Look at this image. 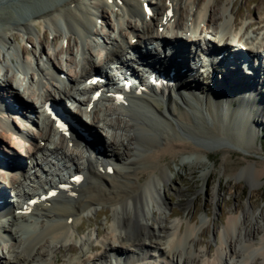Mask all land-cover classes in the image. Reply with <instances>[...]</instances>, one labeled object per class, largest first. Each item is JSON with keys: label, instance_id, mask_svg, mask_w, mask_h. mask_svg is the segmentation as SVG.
I'll list each match as a JSON object with an SVG mask.
<instances>
[{"label": "bare ground", "instance_id": "1", "mask_svg": "<svg viewBox=\"0 0 264 264\" xmlns=\"http://www.w3.org/2000/svg\"><path fill=\"white\" fill-rule=\"evenodd\" d=\"M109 1L18 0L15 5L0 7V44L3 49L12 44L9 37L12 30L19 29L20 32L24 31L23 34H28L32 24L41 26L43 22L55 33L52 38L54 47L52 54L46 55L45 58L49 69L44 73L40 70L41 80H33L35 83L26 89L25 102L20 93L16 92L18 90L11 91L14 93V99L17 98V103L22 102V104L29 105L25 109L31 110L30 112L35 110L38 115L35 118L41 119L42 122L40 129L38 132L36 129L33 133L29 131L28 141L24 142L12 134L18 129L16 123L11 126L0 120V139H2V145L5 148H3V152L12 153L13 167L20 165V162H15L16 159H25L23 160L25 169L19 167L21 170L19 178L9 175L13 167L8 168L7 174L3 176V181L8 186L7 190L10 191L7 198L10 201L15 197H27V192L38 189L30 188V185L27 184L28 187L25 190L22 183L27 180L35 182L34 185H36L37 180L42 182V176H46V182H42V185H47L56 177L64 179L62 174L64 165L58 163L69 162L71 166L65 167L67 171L81 172L84 175L81 183L60 192L49 203L35 205L31 213H27L21 206H15L14 213L8 212L7 217L10 216V218L0 220V232H3L4 235L2 243H0V264H59L60 262L62 264L65 262V264H108L107 258H111V255L117 256L116 258L119 259H115V264H120L123 256L130 259L140 257L150 260L143 259L140 262L142 264L144 261L147 264H264V236H260L258 240L254 238L260 225L257 220L262 218V214L257 220L255 219L252 228H248L246 224V212L243 209H241L240 215L234 213L229 216L221 228L220 235L216 238V241H219V245H217L219 247L213 252V249L207 246L208 251L212 253L210 252V256L204 257L201 254V249L197 250L198 241L192 237L197 229L196 225L191 223L194 218H191V221L185 226L178 221L177 224L166 225L164 217L160 215L156 217L154 212L156 208H171L164 194L165 186L171 180L169 169L163 164L164 160L167 157L174 158L184 154L194 155L199 160L204 153L202 148L183 137L182 131L204 138H229L236 145L252 137L253 131L249 121L258 123L260 118L256 111H264V74L259 73L261 70L264 71V32L261 34L262 41L254 44L241 35L243 34L241 32L247 29L246 26L241 31L230 32V20L226 16L217 20L221 21L219 28L210 27L215 16V7L208 4L202 8L199 5V9L196 6L193 10L194 14L190 19H186L188 23H185L183 17L184 12L187 11L185 4H191V0H166V5L155 7L156 13L149 20L143 18L144 13L139 0H122L123 5H118L116 0L111 3ZM92 5L97 7L96 14L91 11ZM167 8L172 9V15L167 21H163ZM108 11L114 15V24L106 21ZM252 11L253 9L250 12ZM188 15L191 16L189 12ZM97 18L107 25L108 33L103 37L110 43L112 51L130 48L132 46L131 37L138 38L137 43H142L145 36L152 40L167 38L171 42L179 41L192 46L199 43L205 46L209 45V50L214 54L216 47L220 48V51L225 50L229 55L247 49V52H252L260 59L258 66L254 65L253 67L256 75H247L244 69L235 64L237 59L232 58L231 65H229L230 59H227L222 65L213 63L211 68L209 66V69L204 72L207 77L204 76L203 82L194 76L190 77L191 80L188 79L187 82L180 84L179 77L175 75L169 77L167 70L166 79H173L174 84H170L169 89L175 97L170 94L165 96V92H161L160 95L155 94L154 91H151L152 93H136L135 87L130 88L125 93V101H116L114 105L119 109L120 115L133 120L132 130L137 133V137L135 135L136 145H133L131 154L123 158L115 151L108 153L106 150H99L97 154L90 156L89 153L88 157L84 156V163L82 166H78L74 161L75 156L80 155L81 158L83 156L81 150H78L82 138L77 139L78 136L74 134L75 136L71 139L73 145H69L68 140L56 132L48 116L43 113L42 106L47 99L55 98L56 92L58 94L63 90L66 93V83L81 84L87 80L95 65H99L98 61L92 60L90 51H86V60L83 65L71 51L73 47L72 35L76 34L81 41H84L82 49L86 53V41L89 39V35L100 32L96 28ZM257 22L253 19L251 24L248 23V26L257 30L255 28ZM201 23H205V29L200 28ZM235 25L240 26V19L236 21L235 18ZM159 27H163V31L160 32ZM124 28L127 33L123 31ZM205 30L211 35H204ZM113 33L114 35H112ZM245 33L247 35V32ZM10 34L15 33L13 31ZM63 37L67 40L69 48V50L67 49L68 75H66V81H59L58 76L63 70L51 56L55 57L59 63L58 57L62 53L59 40H62ZM22 40L30 43L31 37L26 36ZM242 44L244 46L240 48ZM36 46V49L39 50L38 56L42 57L44 47L42 44ZM91 47L97 49L98 45L94 44ZM6 50L4 49V51ZM37 50L33 53L35 58ZM14 51L15 48L12 47V52L6 54L9 58H5L2 64L6 74L10 72L5 75L4 84L16 80L11 74L10 59H16L22 66H26L27 58L20 56L18 51L15 53ZM171 52L161 56L159 54V59L162 56L171 59L170 65L177 73L184 66L188 67L189 52H184L183 46H178ZM174 54H177L179 59L173 57ZM192 69L189 67V71ZM209 71L214 74L208 75ZM200 75L202 76V73ZM135 79H137L136 75L132 77V80ZM196 79L207 86L198 88L195 84ZM177 86H179L177 90H182L183 93H187V96L176 92L174 87ZM201 100L205 104L204 108H202ZM230 101L232 105H230ZM99 103L100 101L88 110V103L82 102L79 98L73 99V115L83 123L86 131L96 134L94 135L97 141H94L95 146H102L101 141L110 142L109 136H102V132L99 131L103 127L110 126L108 122H102L104 117H100L97 113L99 110L97 104ZM22 104L20 106H23ZM20 106L17 109H23ZM135 107L143 113L135 111ZM24 113L25 111L22 110L23 116H25ZM137 115L141 120L137 119ZM30 121L32 123L34 121L33 124L36 126L34 119ZM101 123L105 125L100 126ZM55 138H58L59 143H55V146L52 144L51 147ZM26 144L27 148L24 147ZM69 151L71 153H68ZM51 155L56 156L57 162L53 169L51 160H43V157ZM26 159L34 162L27 167L28 160ZM226 162L230 173H236L238 170L245 172L248 169L251 180L257 183H260L264 177V162L262 161L255 164L247 161L244 167H241L240 160H226ZM46 164L51 165V168H47ZM108 166L111 171L108 170ZM33 168L38 170L32 173ZM60 182L68 183L66 180H60ZM180 192L182 191L179 190ZM194 200L188 199L186 206ZM99 205L110 208L112 212L111 217H106L108 221L106 235H103L100 240L97 235L95 239L88 236L87 239H81L79 246H76L75 243L70 244L69 241L73 240L72 242H74L79 235L78 230L84 229L82 224L79 228L77 226L79 218L84 212ZM35 212L42 216V220L39 224L36 222L37 220L29 224V217ZM151 220L155 224H152ZM98 242H100L101 248L97 247ZM2 244H5L7 250L5 254L2 251ZM66 244L71 245L68 249L72 257L60 260L55 254ZM86 252H90L87 253L89 255ZM154 256L160 257L161 260L155 259Z\"/></svg>", "mask_w": 264, "mask_h": 264}, {"label": "rangeland", "instance_id": "2", "mask_svg": "<svg viewBox=\"0 0 264 264\" xmlns=\"http://www.w3.org/2000/svg\"><path fill=\"white\" fill-rule=\"evenodd\" d=\"M17 1L18 0H0V7L4 5H15ZM206 4L212 5L211 7H215V16L210 23V27L219 28L221 25V21L217 20L220 19V17L222 18L223 16H226L228 20H230L229 30L232 33H234L235 31H241V29H243L245 26L249 28L248 23L250 22L251 24V21L253 19L258 21L255 25V28L257 30H253L254 37H257L258 34L260 35L264 32V0H191V4H185V9L187 11L183 14L184 22L187 23L186 19H190V17H192V14H194L193 10H195L196 6L199 9V5L201 6L200 8H202ZM252 9L253 11L250 12ZM188 12L189 14H191V16L188 15ZM235 18L236 21L240 19V26H234ZM108 22L111 23L109 20ZM106 29L107 31L105 33L107 34L108 28L104 26L103 31H105ZM201 29H203V26L201 27ZM47 30L49 29H44L43 26L32 24L31 30H28V32L30 33H26L27 36L31 37L29 44L32 46L30 49L26 42L22 40V38H24L22 34H19L15 30H12L11 32L14 31L15 34L11 35L10 32L9 37L12 41L11 47L15 48L14 53L18 51L19 54L22 53L20 54V56L24 55L27 58L30 57V55L33 54L35 50H37L36 45L42 44V46L44 47V54H41L42 57L39 58V62L46 68V66L48 65L47 59H45L46 55L52 54V49L49 46L50 35L47 33ZM45 31L46 33H44ZM251 32L252 30L247 31V35L251 34ZM209 33L210 32H206L205 30L203 34L211 35V33ZM240 46L244 45L242 44ZM0 49L1 63L3 61L2 53L4 50H2V48ZM8 52H10V49ZM51 57L57 64V60H55V57ZM58 65L60 66V68L64 69L66 68L67 63L62 58L59 61ZM1 78L2 77H0V82H2ZM198 80L200 82H203L204 77L198 76ZM18 81L19 80H15L12 82L17 83ZM195 82L198 88L207 86V84L203 85L202 83L198 82L197 79L195 80ZM179 91L180 93L183 92L182 90ZM16 92H20V95L22 94L21 96H24V94L27 93V90H25L24 93L22 90ZM170 95L175 97L172 94L171 90ZM188 101L191 102V100ZM201 102L203 101L201 100ZM114 104L115 103L112 102L111 99H107L102 103L100 102L99 104H97V109H99L97 110V113L100 117H104V121L102 122L106 121L110 124L109 127H103L99 131L102 132V135L106 134L107 136H109L108 140H110V142L104 144V148L107 150V152L111 153L115 151L116 154L124 158L125 156L131 154L133 147L136 145L134 138L135 135L137 137V133L132 130L133 120H129V118L120 115L119 109L116 108ZM230 105H232L231 101ZM204 107L205 104L203 102L202 108ZM139 110V108L135 107V111L141 112ZM261 111H256L260 118L258 123H253L251 120L249 121L253 131L252 137L242 143H239V145L234 144L233 140L225 137L204 138L182 131L183 137L189 139L191 142L204 150L201 158L197 160L196 156L194 155L184 154L176 156L174 158L167 157V159H165L163 162L165 167L169 169V174L171 176V180L165 186L164 192L167 201L171 205V208L154 209L156 217L159 215L164 217L166 225H170V223L177 224L178 221L184 226L191 221V218H194L191 223L195 224L197 229H195V234L193 233L192 237H194V239L198 241L199 245L197 247V250L201 249V254H203L204 257L210 256L209 253L211 251H208L207 246L213 249V252L214 249L219 247L217 246L219 245V241L217 242L216 238L220 235V232L222 231L221 228H223L225 220L234 213L240 215L241 209L246 212V224L248 228H252L253 224H255V219L257 220L259 215H263L261 219L259 218L257 220L260 225L257 231L258 233L256 232L254 238L255 240L257 238L258 240L260 239V236H264L262 235L264 234V177L260 183H257L251 180L248 169H246L245 172L238 170L236 173H230L228 172V165L226 162V160H240L241 167H244L247 161L251 164H255L258 161L264 162V111ZM137 119L141 120L139 115H137ZM10 123H13L15 125L16 122L14 119H12L10 120ZM104 125H102L101 123L100 126ZM54 140V143H51V147L55 143H59L58 138H55ZM3 146L4 145L0 146V152L1 149H3ZM68 153L71 152L69 151ZM53 157L56 156H48V160H54L53 166H56V162ZM43 158L45 159H43L44 161L47 160V156ZM82 159L84 161L83 157ZM82 159L80 155L75 156L74 162L80 164ZM26 160H28V163L26 164L27 167H29L30 163L32 164L34 162L30 159ZM64 163L66 164L58 163L60 165H64L62 169L63 175L64 171L66 173L68 172L65 167L67 168L69 167L67 165H71L69 162ZM50 166L51 165L48 164L46 167L51 168ZM35 169L38 170L37 168H34L33 170ZM26 184L27 182L25 183V185ZM179 190H181L182 192L179 193ZM188 199L195 200L192 201L188 206H186V201ZM206 213H208V215H206ZM111 216V209L106 206L100 205L88 210L87 212H84L83 215L79 218V222L77 225L78 228L81 224L84 225V229L78 230L79 235L76 237V240H74V242H72L73 240H71L69 241V243H75V245L77 246L78 242L82 241L81 239H87L88 236L95 239L97 231H99V236L97 235V238L99 240L102 239L103 235L105 236L108 230V221L106 217ZM37 219L38 220L36 222L39 224L40 220H42V216H38ZM150 222L152 224H155V222L152 220ZM240 222L241 218L239 219V225ZM68 244H66V248L64 247L61 248V250H57L55 255L57 256V258H60V260L72 257L70 250L68 249L71 245ZM99 246L101 248L100 242L97 243V247ZM3 248H5V245H3ZM185 250L186 249L184 248V251ZM87 253L90 252H86V254ZM59 264L62 263L60 262Z\"/></svg>", "mask_w": 264, "mask_h": 264}, {"label": "snow or ice", "instance_id": "3", "mask_svg": "<svg viewBox=\"0 0 264 264\" xmlns=\"http://www.w3.org/2000/svg\"><path fill=\"white\" fill-rule=\"evenodd\" d=\"M60 126H61V128H63V125H60ZM74 179L79 180L80 177H74ZM51 194L54 195V193H51Z\"/></svg>", "mask_w": 264, "mask_h": 264}]
</instances>
